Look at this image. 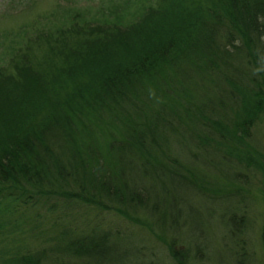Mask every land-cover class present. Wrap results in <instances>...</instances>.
<instances>
[{"label": "trees", "instance_id": "obj_1", "mask_svg": "<svg viewBox=\"0 0 264 264\" xmlns=\"http://www.w3.org/2000/svg\"><path fill=\"white\" fill-rule=\"evenodd\" d=\"M128 4L111 14L95 9L91 18L52 15L56 24L37 36L21 26L39 59L26 51L0 64V215L12 224L19 219L12 201L34 194L131 219L137 206H151L141 178L164 176L171 189L183 184L170 143L213 146L224 163L257 171L264 192V161L244 142L264 106V0H139L135 13ZM207 75H215L216 94L194 97L188 82ZM174 205L168 199V210ZM222 210L230 233L239 234L242 215ZM52 211L46 207L47 216ZM39 216L28 231H45ZM65 218L56 213L45 242L11 250L0 264H119L131 254L160 264L131 232L91 219L72 229ZM124 239L134 242L126 247ZM168 244L173 261L185 264ZM242 253L230 251L231 259Z\"/></svg>", "mask_w": 264, "mask_h": 264}, {"label": "rangeland", "instance_id": "obj_2", "mask_svg": "<svg viewBox=\"0 0 264 264\" xmlns=\"http://www.w3.org/2000/svg\"><path fill=\"white\" fill-rule=\"evenodd\" d=\"M130 2L131 5L126 10L135 13V7L139 0H0V64L4 65L10 60L18 59L26 51L35 55L34 59H39L41 50L37 49L36 45L24 44L25 36L22 35V32L18 33L21 26H25L27 29H24L27 36L28 33L37 36L39 33H46L51 29L52 24H56L54 16L62 15L64 17L66 14H78L85 18H91L89 12L95 13L96 10L101 12L104 10L103 14H111ZM87 6L91 9H88ZM59 7L65 8L60 9ZM45 16L47 17L44 18ZM36 25L39 28L36 29L37 31H33V27ZM6 39L7 43L5 44L4 40ZM33 39L34 37L30 38V43H36V40ZM28 40L27 38L26 41L28 42ZM18 48L19 50H17ZM45 52L46 50L43 52V57ZM13 54L17 55L13 56ZM53 62L56 65L60 64L61 57H55ZM243 69L248 71L245 67ZM5 71L11 73L12 69ZM64 76L60 80H66ZM214 79L215 75H207L202 79L194 77L190 80L188 83L194 87L192 93L194 97L198 96V93L203 100L214 96L213 94L216 92L214 84L211 83ZM198 83L205 88L202 87L203 89L200 90L198 87L195 88ZM219 84L221 90L216 88L217 94L223 93L224 96V88L221 83ZM175 126L183 129L179 124H175ZM190 137L191 134L188 132L186 140ZM184 142L188 141L184 140ZM244 142L248 149H253L256 155L264 161V106L263 113L259 115L254 126L249 129ZM168 146L173 155L179 156L181 167L178 174L181 176L183 184H178L179 181L178 183L173 182L174 188L171 189L164 176H160V178L147 176L138 181L145 188L151 187L149 204L156 207L137 206L135 210L137 213L132 216L129 212L128 215L131 219H128L116 211L53 200L44 194L32 195V199L29 200L32 204L24 197L22 200L15 199L12 204L14 210H17L16 218H19L15 221L16 223L12 224V218L8 213L4 216L0 215V261L8 258L7 255L11 250L15 251V249L21 248L20 251H23L27 245L36 246L39 240L45 242L43 238L50 227L49 221L57 213L65 217L68 216L64 221L66 223L67 220V224H70L69 227L72 229L91 219L94 222L98 221L101 226L119 228L125 233L131 232L136 242L141 241L142 247L144 243H148L146 245L149 251L153 253L155 259L160 260V264H176L166 246L168 243L169 249L172 247L176 253L178 252L185 264H264V192L260 174L242 164L224 163L219 152L211 145L200 150L192 146L191 143H188L187 146L170 143ZM194 173L196 176H193ZM167 187L170 190L168 199L175 204L170 210H168V199L162 195ZM24 204L27 205V208L23 207ZM47 206L54 207L53 214L49 212V216L45 212ZM223 207L235 210V214L242 215L241 218L244 220L241 221L244 224L239 234L238 232L230 233L222 210ZM21 212L26 216L20 217ZM230 212L227 211L225 216H228ZM36 213L40 214L38 219H42L40 227L44 226L43 229H45L41 234L36 229L32 232L28 231L27 225L32 224ZM234 216L238 217V215ZM9 218L11 222H8ZM156 220L158 228L154 224ZM169 222L176 228H171L168 225ZM142 223L147 225L150 230ZM79 227L77 226L75 229ZM231 239L235 244L236 239L240 240L241 245H232ZM130 241L132 245L134 242L132 239H124L126 247L130 245ZM46 245L43 244V246ZM144 248L147 251L146 247ZM230 251H242L243 253L240 256H235L232 260ZM142 253L140 252V254ZM64 259L68 260L69 264H74L72 259ZM145 260H147L145 256L138 257L131 254V256L127 255L125 260L119 264H144Z\"/></svg>", "mask_w": 264, "mask_h": 264}]
</instances>
